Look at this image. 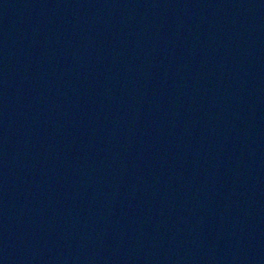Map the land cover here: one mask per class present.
Segmentation results:
<instances>
[{"label": "water", "instance_id": "water-1", "mask_svg": "<svg viewBox=\"0 0 264 264\" xmlns=\"http://www.w3.org/2000/svg\"><path fill=\"white\" fill-rule=\"evenodd\" d=\"M0 264H264V0H0Z\"/></svg>", "mask_w": 264, "mask_h": 264}]
</instances>
